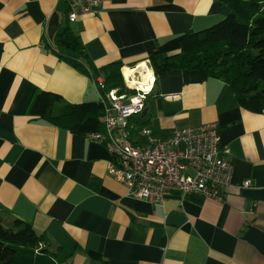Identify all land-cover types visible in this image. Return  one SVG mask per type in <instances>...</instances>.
Returning <instances> with one entry per match:
<instances>
[{"label": "crops", "instance_id": "1", "mask_svg": "<svg viewBox=\"0 0 264 264\" xmlns=\"http://www.w3.org/2000/svg\"><path fill=\"white\" fill-rule=\"evenodd\" d=\"M68 13L62 0H0L4 222L19 219L44 235L57 264H264V113L239 106L223 81L189 70L161 76L148 100L150 124L137 138L147 145L143 129L159 140L218 123L234 167L223 201L178 193L160 205L135 199L109 174L105 145L28 112L40 92L68 104L100 101L95 79L61 57L74 56L56 44L67 27L85 47L87 68L105 82L110 63L140 73L152 49L179 54L185 33L213 27L229 7L220 0H104L94 16L71 23ZM245 180L251 187L242 189Z\"/></svg>", "mask_w": 264, "mask_h": 264}, {"label": "trees", "instance_id": "2", "mask_svg": "<svg viewBox=\"0 0 264 264\" xmlns=\"http://www.w3.org/2000/svg\"><path fill=\"white\" fill-rule=\"evenodd\" d=\"M220 1L229 7L228 17L206 30L185 33L180 40L179 54L166 56L152 49L145 60L149 61L157 79L176 70H189L198 71L203 80H221L228 85L239 106L252 113H264V0ZM56 44L74 55L61 56L69 64L93 79L98 78L95 71L87 68L89 58L85 47L69 27L57 35ZM122 67L121 62L107 65L105 92L117 89L120 93L135 94L125 86ZM28 112L75 135L105 131L100 101L68 104L58 94L40 92L34 95ZM151 117L148 108L146 114L130 120L133 143H137L139 130L150 124ZM55 257L44 235L30 224L19 219L7 223L0 216V264H57Z\"/></svg>", "mask_w": 264, "mask_h": 264}, {"label": "built area", "instance_id": "3", "mask_svg": "<svg viewBox=\"0 0 264 264\" xmlns=\"http://www.w3.org/2000/svg\"><path fill=\"white\" fill-rule=\"evenodd\" d=\"M62 1L68 5L67 18L71 23L98 14L104 2ZM123 69L125 86L135 94L120 93L117 89L105 92V82L95 79L101 95L105 131L87 135L107 147L111 157L109 174L126 185L132 197L152 205L164 203L174 193L182 198L201 195L223 201L233 184L234 167L229 160L231 148L221 146L219 124L177 129L159 140L152 139L150 131L143 129L140 135L148 139V144L133 143L130 120L146 108L147 97L153 93L157 78L149 64L140 73L130 69L133 73L129 77ZM134 79L138 84L131 85ZM250 187L249 180L241 185L242 189Z\"/></svg>", "mask_w": 264, "mask_h": 264}, {"label": "bare ground", "instance_id": "4", "mask_svg": "<svg viewBox=\"0 0 264 264\" xmlns=\"http://www.w3.org/2000/svg\"><path fill=\"white\" fill-rule=\"evenodd\" d=\"M145 65H146V64H141V65L139 66V69H141L142 67H145ZM123 72H124V74H125L127 77H129V76L132 75V73H133V71H131L129 68H125V69H123ZM136 84H138V83L136 82V79H134V80L131 82V85H136Z\"/></svg>", "mask_w": 264, "mask_h": 264}, {"label": "water", "instance_id": "5", "mask_svg": "<svg viewBox=\"0 0 264 264\" xmlns=\"http://www.w3.org/2000/svg\"><path fill=\"white\" fill-rule=\"evenodd\" d=\"M148 112V108H145L144 111L142 112L143 114H146Z\"/></svg>", "mask_w": 264, "mask_h": 264}, {"label": "rangeland", "instance_id": "6", "mask_svg": "<svg viewBox=\"0 0 264 264\" xmlns=\"http://www.w3.org/2000/svg\"><path fill=\"white\" fill-rule=\"evenodd\" d=\"M218 24V23H217Z\"/></svg>", "mask_w": 264, "mask_h": 264}]
</instances>
